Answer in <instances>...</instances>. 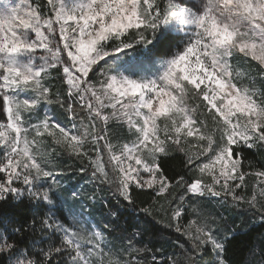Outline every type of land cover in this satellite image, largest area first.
I'll list each match as a JSON object with an SVG mask.
<instances>
[{
  "label": "snow or ice",
  "instance_id": "6c2138e0",
  "mask_svg": "<svg viewBox=\"0 0 264 264\" xmlns=\"http://www.w3.org/2000/svg\"><path fill=\"white\" fill-rule=\"evenodd\" d=\"M21 2L20 8L0 3V118L6 114L0 122V264H140L125 259L144 251L133 246L137 231L125 236L124 227L117 247L103 233L116 235L119 224L101 231L95 221L93 227L85 202L107 197L98 199L95 188L90 194L65 188L55 152L42 147L45 137L63 146L81 173L91 169L96 187L133 206L135 194L145 191L168 204L167 227L190 244L177 242L180 255L153 256L152 264H202L204 256L212 257L208 264H229L231 229H222L198 202L215 198L233 210L255 209L256 194H242L245 177L255 176L256 210L264 219V171H244L238 151L264 148V0H45L47 14L40 4ZM138 48L145 55L125 65ZM237 57L247 66L234 75ZM52 70L62 73L63 92L45 83ZM116 129L125 130L126 141ZM188 138L196 142L191 155ZM172 149L185 154L186 171L197 178L165 175L161 157ZM175 188L193 203L175 197ZM64 205L71 227L57 218ZM38 226L41 241L29 242ZM143 242L142 235L135 239ZM260 257L248 264H264V247Z\"/></svg>",
  "mask_w": 264,
  "mask_h": 264
},
{
  "label": "rangeland",
  "instance_id": "374dc122",
  "mask_svg": "<svg viewBox=\"0 0 264 264\" xmlns=\"http://www.w3.org/2000/svg\"><path fill=\"white\" fill-rule=\"evenodd\" d=\"M162 2H167V0H162ZM0 3H6L8 7H17V8L22 7L21 0H0ZM27 3L35 7L31 3L30 0H27ZM0 10H3V9H0ZM57 39H59L58 36H57ZM38 54H43V53H38ZM129 62L124 63V64L127 65L129 64ZM232 64L234 66V75H235V71L244 72L245 67L247 66L245 61L240 57H237L236 59H234L232 61ZM250 71H251L252 76L256 77V88H260L261 84L259 81V73H258V69L255 66V63H253L250 66ZM55 75H59L60 77L62 73H58L55 70H52L50 71L48 76L45 78V83H48L50 81V83H48V86L52 89L53 92L60 91L59 84L55 82ZM246 75L247 74H245V76H242L240 78L246 79ZM192 106L195 107V104L193 103ZM77 111H80V109L78 108ZM0 122H6V114L3 117V120H0ZM85 122L87 123V121ZM116 131L120 133L121 137H125V130L116 129ZM29 138H31V136ZM188 139L190 143L186 145V149L188 150V154L191 155L192 152L195 150L193 145H195L196 142L193 138H188ZM125 141H126V137H125ZM111 142L113 144H118L120 141L111 139ZM42 147L46 152H49V153H52L53 151L55 152V158L53 159V163L61 166L64 169L65 178L63 180V184L65 188L82 189L83 192L87 194H90L95 188L97 195H98V199L100 197H107V200H108V196L113 195V193L109 191L107 187L103 189L96 187V185L91 180V173L86 174L84 177H82L80 181L76 180V178H78V174L72 171V164L74 163V159H69L68 156L64 154L65 150L63 146L55 145L54 141H52L51 138L45 137L44 144L42 145ZM254 148H260L261 151L264 153V148H261L259 144H257ZM101 150L103 153V158L107 160L106 149H104L103 146H101ZM173 151L174 149L169 150V153ZM233 158L235 159L234 156ZM106 167H110V166L106 165ZM261 171H264V169H262ZM192 172H194L193 173L194 178H197L199 176V173L195 171H192ZM256 172H259V171H256ZM3 175H4L3 173H0V178H3ZM203 179L205 183L210 182L209 178L207 177V174L204 175ZM245 183L247 187L245 188L242 194H244L247 198H250L253 194H256L258 203L255 209L247 204H244L240 208L233 210L231 207L222 206L221 202L215 198L210 201L201 200L198 202L199 204L205 205V207L202 209L203 213L205 215H208L210 213L211 217L215 218L218 221V224L222 229H229V228L231 229L229 233L230 236L240 226H243V229H245L251 224L264 222V219H261L260 213L256 210L259 208L260 199H261L259 196V191H258V178L255 176H246ZM180 195H185V200H184L185 205H191L193 203L192 200H189L187 198V194L183 193L182 188H175L174 196L178 197ZM106 203L107 201L105 203L93 202L90 200V197H89L88 201L85 202V206L83 208V211L85 213H91L92 217H94L93 227H96L95 221H100L101 227L98 230H101V231L103 229V226H107L110 230L112 228L111 218L114 215H110V212L107 209L108 207ZM148 208H150L149 214L150 215L155 214V216L157 217V222L161 223L164 227H167V225L171 222L169 219L170 212L168 210V204L164 200H162L160 197H158L157 201L154 202L152 206L150 205ZM59 210H61L62 215H60L59 211H57V218L60 220V222L64 223L66 226L71 227L72 226L71 224L72 216H71V213L68 211V205H64L63 207H60ZM189 211L191 210L189 209ZM221 217L223 219H221ZM190 218L192 217L190 216L187 218L182 217L180 223L184 224L186 223V219H190ZM169 230H171L173 234L175 233L176 235H172L171 237H165L163 241H160L159 243L156 244V247L151 246L147 240H143L144 242L142 244H136L135 239H138L139 236L142 235L141 232L138 231L137 232L138 236L132 240V243L134 247L143 249L144 251L133 254V255L126 254L125 259L139 260L140 264H145L149 260H152L153 256H156L157 260H160L161 258L166 259L167 257H175V256L180 255L178 249L176 248V243L178 242L180 245H183L185 248H188L190 241L186 242L187 238L184 237L181 233H177L174 230V228H169ZM103 234L107 239L112 240L117 247L122 246V242L118 238L120 233L114 236H109L107 232H104ZM125 236H131V233ZM82 247L86 249L87 247L86 239L82 242ZM261 247L262 246L259 245L255 248V250H253L249 261L255 262V261L260 260ZM108 254H109V250L105 249V255L107 256ZM211 259H212L211 256H204L202 264H208V262Z\"/></svg>",
  "mask_w": 264,
  "mask_h": 264
},
{
  "label": "trees",
  "instance_id": "16d2710c",
  "mask_svg": "<svg viewBox=\"0 0 264 264\" xmlns=\"http://www.w3.org/2000/svg\"><path fill=\"white\" fill-rule=\"evenodd\" d=\"M31 3L36 6L40 4L44 6L45 14H47V7L45 5V0H30ZM145 55L142 49H137L134 53H129V57H126L123 63L129 62V58L138 59ZM55 82L59 84L60 92L64 91V82L61 81L59 75H55ZM3 120V118H0ZM241 154V158L244 161L245 167L243 168L246 172H256L264 169V153L260 148H247L241 146L238 149ZM234 150V157H235ZM64 154L69 157L70 153ZM236 158V157H235ZM251 164L252 167H248ZM161 168L164 170L165 175L172 179L175 177L179 179V176H184L187 180L189 176L194 178L192 171H186V156L184 153L173 151L168 153L167 156L161 157ZM72 171L78 174V178L76 180L80 181L82 177L86 174L91 173V169L87 173H81L79 171V162L74 159V163L72 164ZM179 174V175H177ZM77 181V182H78ZM173 183L175 181L173 180ZM136 203L135 205H130L126 203L123 199L119 198L115 195L108 196L107 200V209L110 213H114L115 215L111 218L112 228L114 227L113 221L116 224H119L121 227L116 229V234L121 233L124 227L128 228V232L125 235H129L132 231H140L143 240H147L151 246H155L160 241H163L165 237H171L172 235H176L169 228L164 227L161 223L157 222V217L155 214H145L143 212L144 208H148L150 205L152 206L154 202L157 201L158 197H155L150 191H145L144 193H136ZM21 211L26 212L27 209L24 206H21ZM61 210H59V214H61ZM19 216L20 213H17ZM27 218L31 219V216ZM139 225V228L136 226ZM111 228V229H112ZM42 233L38 230L34 237L29 238V242L35 239L37 242L41 241ZM47 241L43 243H37L35 245L36 248L44 247ZM264 247V222H259L255 224H251L247 228L243 229V226H240L234 233L231 234L230 239L226 245V259H228L230 264H248L249 259L251 258V254L253 250L257 246ZM145 264H152V260H149Z\"/></svg>",
  "mask_w": 264,
  "mask_h": 264
}]
</instances>
